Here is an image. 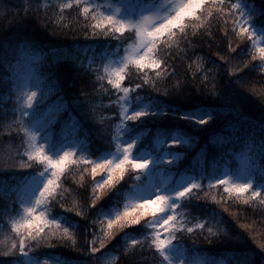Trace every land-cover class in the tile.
<instances>
[{"label":"trees","instance_id":"1","mask_svg":"<svg viewBox=\"0 0 264 264\" xmlns=\"http://www.w3.org/2000/svg\"><path fill=\"white\" fill-rule=\"evenodd\" d=\"M61 2L66 0H0V184L6 185L0 189V264H17L22 258L18 252L15 256L2 254L13 241L18 244L11 227L19 215L17 188L32 174L43 170L34 162H31L32 167H19L21 160L27 161V156L13 158L15 153L25 151L26 145L22 142L23 134L15 130L17 124L12 123L16 119L17 102L14 90L9 91L6 81H19L21 62L30 52L43 55L40 62V72L45 78L43 90L50 93L40 110L43 113L54 108L58 113L54 138L59 141L63 132L77 129L74 137L83 152L78 151L73 158L84 154L95 159L115 148L114 143L110 147L108 142L117 132L118 114L123 105L116 101L123 93L108 83L104 63L112 49H122L132 36L129 32L120 39L102 32L93 35L89 26L91 14L85 19L75 6L60 11ZM230 2L256 8L255 23L264 26V16L259 12L264 0ZM239 15L236 13L237 18ZM226 19L227 23L224 17L214 13L212 17L190 22L187 31L191 43L183 41L179 34L171 38L175 41L171 47L169 41L162 42L158 46L161 57H172L168 74L156 78L155 71L147 72L160 91L153 90L151 84L136 90L141 96H160L180 112L205 104L216 108L215 120L206 126L189 124L179 115H169L163 121L144 118L145 123L137 129L138 133H145L142 145L151 151L155 150L154 142L161 128L175 130L176 135L186 134L190 143L173 146L179 154V161L171 170L175 177L195 175L205 169L212 176L220 175L225 168L234 173L237 155L247 149L249 133L259 134L258 127L253 128V125L264 120V71L260 70L258 58L251 59L255 49L250 36L237 35L233 30V17ZM206 75L208 80L204 79ZM142 76L135 66H129L121 84L134 88L136 83L142 82ZM164 91L171 95L164 96ZM134 96L135 93H131V97ZM225 138L230 142L222 147ZM225 150L231 155L226 160L218 158ZM90 168L89 165L85 172L82 164L67 166L62 177L67 191L62 192L63 199L52 202L50 214L57 218L70 217L78 227L72 230L74 239L54 238L51 246L45 244L35 249L42 264L45 260L48 264H158V255L144 239L151 231L144 227V220L150 216L144 217L138 225L115 230L106 238L105 248L95 254L98 260L88 255L93 236L104 237L103 217L97 215V210H121L124 202L123 196L109 193L93 208ZM132 176L133 173H126L125 180L121 181L124 188L133 183ZM202 183L203 189H194L177 209L183 214L186 227L205 224L204 229H195L193 233H176L179 242L188 249L191 264H238L248 255H254L258 264H264L261 259L264 251L258 246V240L264 237V204L259 199L244 203V198L237 199L234 193L225 192L224 186L209 188L207 179ZM66 208L83 210L85 215L77 216L75 210L68 212ZM218 220L223 221L226 231L213 235L208 228L216 231ZM103 225L107 226L106 220ZM131 239L139 243L133 246L129 243ZM99 246L97 240L96 247Z\"/></svg>","mask_w":264,"mask_h":264},{"label":"snow or ice","instance_id":"2","mask_svg":"<svg viewBox=\"0 0 264 264\" xmlns=\"http://www.w3.org/2000/svg\"><path fill=\"white\" fill-rule=\"evenodd\" d=\"M73 6L79 9V13L83 14L85 19H88L91 14L89 26L93 35H99L102 32L120 39L126 29L134 34L135 42L127 46L117 66H104L108 83L118 92L124 93L117 98L116 102L129 106L121 107L118 114V135L108 142L110 147L113 143L115 144L114 151L103 153L95 159L84 154L73 158L78 151L83 152L79 145L67 144L53 151L55 145L50 142L46 124L56 123L58 113L52 111L40 113V103L46 93L41 91L38 95L37 91L32 90L33 86L26 81H6L9 91L14 90L17 102L16 119L12 123L17 124L15 130L23 134L22 142L26 145V150L15 153L13 158L27 156V161L21 160L19 167L29 168L32 167L31 162H34L43 170L32 174L17 188L19 193L17 211L22 210V214L19 219L12 222L11 227L18 238V244L13 241L2 254L15 256L18 252L22 258L17 261V264H42L40 257L35 254L36 248L45 244L51 246L54 238L74 239L72 230L78 225L73 224L70 217L52 216L50 206L52 202L63 199L62 192L67 191L63 188L62 179L67 166L82 164L85 172L88 171V166H91L93 208L103 196L109 193L115 197L123 196L125 200L123 210L111 212L97 210V215L106 220L107 226L104 227L102 220L101 229L104 237L93 236L88 252L90 257H95L96 253L105 248L106 238L112 236L115 230L138 225L144 217L150 216V219L144 220V227L151 230L147 232L144 239L158 255V264H191L187 258L188 249L179 242L176 233L182 231L193 233L195 229H204L205 224L195 223L193 227H186L184 216L177 209L181 207L182 201L191 196L194 189H203L204 179L209 181V188L217 185L224 186L225 192L234 193L237 199L244 198V203L259 199V202L264 204V120L258 125H253V128L258 127L259 134L257 136L249 133L246 141L248 155L238 172L230 175L229 170L225 168L220 175L212 176L205 169L186 180L182 179L179 183L174 180H155V173L171 172L177 164L179 154L173 150V146L185 145L191 141L184 133L176 135L175 130L167 131L161 128L156 140L158 147L153 151H144L142 137L137 131L145 123L144 118L163 121L169 115H179L181 120L189 124L206 126L215 120L216 108L205 104L196 106L191 111L180 112L172 104L162 100L160 96H141L136 90L151 84L153 90L160 91L156 81L150 80L147 72L155 71L156 78H163L168 74L169 60L172 57H161L158 46L167 40L171 47L175 42L171 38L177 37L178 34L183 41L191 43L187 31L190 22L201 21L206 17H212L215 13L219 17H224L227 23L226 18L231 16L233 30L237 35L242 38L255 36V31L247 25L252 19L251 13L257 9L249 7L247 11H242L245 8L244 4L231 3L230 0H139V10L127 12L124 11L123 6L112 10L111 4L102 8L94 4L92 0H67L59 4V10L71 9ZM259 12L261 16H264V5L260 7ZM236 13H240L238 18ZM261 32L264 33V29H261ZM262 38L264 36H258L253 40L255 51L251 59L258 58L260 70L264 71V47H256ZM229 47L231 48V45ZM232 51L235 50L232 49ZM129 66H135L136 70L143 74L142 82L136 83L134 88L123 87L121 84L125 80V69ZM204 79L208 80V76L206 75ZM130 93H135V103L130 100ZM163 95L168 96L171 93L164 91ZM217 98L219 99V96ZM41 140L44 143H41ZM169 140L170 144H168ZM229 142L230 139L225 138L222 147ZM204 150L206 149H202ZM230 155L231 153L225 150L218 158L226 160ZM129 172L134 174L130 177L133 183L124 188L121 181L125 180V175ZM144 175L149 176L148 181L143 180ZM81 178L83 179V176ZM4 187L6 185L0 184V189ZM116 203L118 204L119 200ZM61 207L64 205L61 204ZM74 210L77 216L85 215L83 210L66 208L68 212ZM222 225L223 221L218 220L216 231L209 227L208 232L213 235L223 233L226 230ZM242 227L248 226L242 225ZM97 240L100 242L99 247H96ZM129 243L134 246L139 241L131 239ZM258 246L264 251V237L258 240ZM95 259L99 258L95 257ZM261 259L264 262V258ZM43 264H48L47 260L43 261ZM238 264H258V262L254 255H248L239 260Z\"/></svg>","mask_w":264,"mask_h":264},{"label":"rangeland","instance_id":"3","mask_svg":"<svg viewBox=\"0 0 264 264\" xmlns=\"http://www.w3.org/2000/svg\"><path fill=\"white\" fill-rule=\"evenodd\" d=\"M66 2H67V0H66ZM92 2L94 4L100 5L102 8H105V7H107L108 4H111L112 10H114L116 7H120V6H123L124 11H127V12H133V11L139 10V7H138L139 1L138 0H92ZM241 4L245 5V8L242 9V11H247V9L250 7L245 3H241ZM251 18L252 19L248 23L247 26L255 31V36H250L251 45L253 47V40H255V38L258 36H264V33L261 32V29H264V26H260V25L255 23L256 15H254V12L251 13ZM125 32H129V31L126 29ZM129 33L132 36L131 37L132 39L128 40L129 41L128 44L125 47H123L122 49L119 47L112 49V51L110 52V54L107 56V58L105 60L104 66L105 65H108L110 67H116L117 66L120 59L124 56L125 49L127 48V46L129 44H132L135 42L134 34L131 32H129ZM256 47H264V38H262L256 44ZM42 59H43V55L41 53L36 52V51L30 52L26 56L25 60L21 62V66L19 68L20 70L18 72L19 73V81L29 82L33 86L32 90L37 91L38 95L41 91L46 93L43 97V100L40 103V107H42L45 104V102L47 100V96L49 97V93H50L49 91L43 90L44 89L43 83L45 81V78L43 77V75L40 72V68H41L40 62ZM106 77L108 79L107 74H106ZM36 85H39V87H36ZM123 95H124V93H123ZM129 98H130V100L133 101V103H135L134 98L131 97V93L129 94ZM127 106H129V105H123V107H127ZM47 111L55 112V109L49 108V109H46L44 112H47ZM40 113H41V110H40ZM38 118H39V115H38ZM49 120H50V117H49ZM56 123H57V121H56ZM56 123H54V124L47 123L46 124L47 132L50 134V142H51V144L55 145V149L53 151L61 148L64 145H67V144L77 145V139L74 137L76 132H77V129H75V128H72L70 130H66L65 132H63L61 139L59 141H57V139L54 138V128L53 127L55 126ZM139 134L142 137V143H143L145 141V137H146L145 133L140 132ZM116 135H118V132H116ZM40 142L44 143L43 140H41ZM165 146L167 147V145H165ZM46 147H47V145H46ZM157 147H158V145H157V142L155 140L154 148L156 149ZM114 150H115V148L112 151H114ZM143 150L144 151H151L149 148H144V147H143ZM247 155H248L247 149H245V153H239L237 155L238 165H237L236 171L234 173L239 171V169L243 165V161ZM178 161H179V158H178ZM227 169L229 170L230 175L234 174V173L230 172L229 168H227ZM224 171H225V169H224ZM191 176H193V175L183 174L181 176L175 177L173 172H163V173L158 172V173L154 174V179L155 180H174L176 183H179L182 179L186 180ZM240 179H243V177H240ZM143 180L148 181L149 176L144 175ZM124 204H125V200L123 202V206H122L121 210H123ZM21 214H22V210L19 212V215L17 216V218L15 220L19 219V216ZM219 264H224V262H220Z\"/></svg>","mask_w":264,"mask_h":264}]
</instances>
